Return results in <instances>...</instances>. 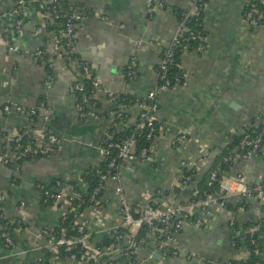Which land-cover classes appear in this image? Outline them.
I'll list each match as a JSON object with an SVG mask.
<instances>
[{
	"label": "crops",
	"instance_id": "obj_1",
	"mask_svg": "<svg viewBox=\"0 0 264 264\" xmlns=\"http://www.w3.org/2000/svg\"><path fill=\"white\" fill-rule=\"evenodd\" d=\"M70 1L81 16L76 21V50L99 80L102 88L99 94L122 91L139 98L156 89L155 65L177 27L172 8H188L187 0H167L168 6L153 14L147 12V0ZM250 2L206 0L203 8L207 32L205 51L182 53V84L156 91L159 107L155 116L163 132L154 147L155 161H123L119 181H111L106 187L108 205L81 213L80 219L90 220L87 228L94 233L95 243L120 221L114 192L116 183L123 187L129 200L144 204L150 195L162 189L171 191L180 183L182 162H198L207 152L209 155L198 165L195 179L180 183L179 194L171 197L175 204L188 202L196 182L220 147L233 134L241 133L243 125L259 120L264 114V26L246 25L244 8ZM13 6L14 0H0V197H5L0 217V264H31L41 258L46 248L43 238L38 236L39 230L55 227L62 212L59 207L42 201L36 184L62 179L68 186L71 181L84 190L83 170L102 161L100 138L105 120L78 117L71 92L74 72L61 56L58 58L51 52L47 61L52 60L54 75L44 86L48 72L45 60L40 63L35 58L42 45L41 37L34 30L45 26L47 19L36 6L25 2L19 14L22 26L17 31V17L10 14ZM7 38L16 49L14 53L7 51ZM131 60L136 64L135 76L126 81L123 69ZM41 96L46 103L39 110L47 119L38 118L36 127L38 130L50 127L58 142L48 157L24 160L12 169L2 158L12 160L8 140L26 122L27 115L15 107L6 112L3 105L10 102L27 109L37 107ZM103 101L104 107L109 105L105 98ZM125 109L128 121H133L139 112L138 106ZM178 135L184 136L180 142H176ZM228 174L231 179L239 176L247 186L263 179L264 147L259 155L236 162ZM224 182L227 185L228 181ZM212 197L220 198L216 194ZM223 199L231 205L242 201L239 195L231 194H225ZM21 202L24 208H20ZM245 203L244 210H230L215 201L206 214L200 215L198 225L185 222L174 240L180 248L194 254L189 258L163 257L154 244V237H150L152 243L139 254V262L223 264L242 260L248 255L247 248L242 241H234V237L243 235L241 226L246 223H249L247 231L257 233L264 258V210L256 197H249ZM3 218L11 227L14 225L7 231L11 245L2 240L1 233L6 231L1 223ZM230 218L238 223V230L230 227ZM150 251L156 256L149 258ZM51 261L52 264H84L69 258Z\"/></svg>",
	"mask_w": 264,
	"mask_h": 264
},
{
	"label": "built area",
	"instance_id": "obj_2",
	"mask_svg": "<svg viewBox=\"0 0 264 264\" xmlns=\"http://www.w3.org/2000/svg\"><path fill=\"white\" fill-rule=\"evenodd\" d=\"M56 0H45L38 3V11L42 14L43 17L47 19L50 17L52 19H58L60 16V10L56 7L55 4L51 6V13L48 12L47 15L43 12L45 3H53ZM25 4V0H14V6L11 8L10 14L16 16L15 28L17 31H20L22 26V20L19 17L21 8ZM167 4V0H147V12L148 14H153L157 10L164 9ZM188 8H186L187 15L185 16L188 19L190 16L196 17L199 14V10L204 8L203 0H187ZM68 17L64 24L63 36L66 37L67 43L66 46L69 48L71 45V40L76 38V21L80 19V14L76 11L71 14H66ZM244 18L246 25L249 28H255L257 26H264V0H254L253 3H250V6L244 12ZM34 32L41 37L42 47L36 51L35 58H44L47 54H51L60 58L59 50L60 48L57 45L56 36H54L52 31L47 30L45 26H38L35 28ZM9 38V37H8ZM7 38V51L9 53H14L16 51L15 47L10 43ZM196 41V47L193 50H188V47L191 42ZM167 51L163 59L158 60L159 72L158 78L162 82L160 87H156L154 90L147 92L142 98L144 101L138 103L140 119L136 123V130L138 133L144 132V137L148 141L147 146L139 147L136 149V134H131L120 140L117 144L111 142L114 130L108 129L110 122L113 118L120 119L122 122H126L124 118L127 119L128 112L125 109L124 105L120 106V110L116 112H111L110 116L106 119L104 117H99L92 110L95 106V99L99 94V80L94 79L92 81V89L89 91L86 100L91 101L90 107L92 109L85 110L84 105L75 100V109L77 110L78 117L82 120L87 118L104 121V126L102 123V132L100 140V152L102 158L108 153V150L105 147V143L108 147L116 146L118 152L114 158H112L108 164L105 172L100 174L99 184L92 190L89 194V203L90 206H86L82 211H78V207L81 203L84 202L82 193L78 190H75L72 185L68 186L66 182L61 180H56L52 185L37 183L36 187L40 191L41 196L43 197V202L50 203L55 207L62 209L61 215L59 218H65L66 214L73 213L75 220L72 221V228L76 229L77 235H65V228L60 227L59 221H57L56 226L60 229L59 234L54 231L53 228H42L38 232V236L42 237L45 243L46 248L53 252H65V258L74 259L80 261L84 264H141L139 261V254L149 247L150 237H154V244L156 245L157 250L170 251V257L183 255L189 258L193 253H189L188 249L180 248L176 244V235L180 233L185 222L193 221L198 225L200 221V215L206 214L208 209L212 206L213 202H217L220 206L227 207V204L223 197L225 194L239 195L242 199H248L253 196L256 197L259 201V204L263 208L262 204L264 202V179L259 180L253 186H247L243 183L242 179L237 176L235 179H231L228 175L223 176L219 181L218 191L215 193L207 194L205 197L188 200V202L183 203H172L171 197H161L160 199H154L153 195H150L148 202L144 204L132 202L126 196L123 191V187L116 183L114 186V192L118 199V214L120 216V221L112 227L110 231H107L101 240L95 243L92 238L93 234L88 230L87 225L90 223L88 219H80L82 212L88 208L94 209H103L108 205L109 199L105 196V190L108 184L111 181H119L120 170L122 168V163L125 160H153L155 161V145L157 140L160 138L163 128L157 124L155 113L159 107V103L156 98L157 90H169L174 86L179 85V77L175 76L172 82H170L167 77L168 68L174 63V51L176 48H180L183 52H197L202 53L206 48V36L201 35L199 32H195L191 28L187 27L184 20L177 22L176 30L171 38V41L167 45ZM74 48L71 49V52H74ZM50 57V56H49ZM62 58V57H61ZM70 64L74 65V60H69ZM49 68L52 67V60L46 61ZM92 74L91 67L89 65H83L81 67V74L83 76L90 77ZM130 72L128 73V75ZM48 76L44 79V85L48 84ZM82 83L77 82L73 86V91L82 90ZM72 92V95L76 96ZM121 92V91H119ZM119 92H107L104 97L106 102L113 104L117 101V93ZM141 98V97H139ZM18 110L19 112L25 113L27 115L26 122L20 127L18 132L9 138L8 141L13 142V147L11 146V151L13 152L12 160H9L6 157L2 159L7 162H13L15 159L22 158L33 152H37L45 157H48L53 148L58 142L57 135L50 128H45L44 130H38L36 123L38 118H46L41 114V110L44 109V101H40L37 107L25 108L24 106H14L12 103L7 102L3 105V110L8 112L12 108ZM41 109V110H39ZM138 114V115H139ZM129 118V117H128ZM261 121V119H259ZM257 120V121H259ZM257 121L254 125L257 124ZM118 129V128H117ZM264 137V127L252 135L245 134L244 137L240 140L238 146H243L250 144L252 146L251 151H247L246 154L234 156H226L223 158L226 162L236 161L237 157L240 156L241 161L247 159L248 157L255 154V149L258 147L260 141ZM184 139L183 135H178L176 137V142H180ZM9 144V142H8ZM237 147L234 149V151ZM209 155L207 152L202 154V157L198 162H182L180 166L190 165L191 168L197 170L200 162ZM237 162V161H236ZM235 162V163H236ZM188 165V166H189ZM99 166V165H96ZM84 183L85 180L82 177ZM180 180L182 184H186L190 180V176L183 175L181 173ZM184 180V181H183ZM216 180V170L211 172L208 184H211L212 181ZM228 181L225 185L224 181ZM180 184V183H179ZM178 183L176 185H179ZM77 185V184H76ZM80 188V187H79ZM87 185L85 183V189H79L85 191ZM195 192L194 194H196ZM216 194L220 196L219 199L214 200L213 195ZM253 194V195H252ZM5 201V197H0V203ZM20 208H24V203L21 202ZM246 207L243 204H240L237 209L244 210ZM194 216L195 219L191 220L189 217ZM0 217L1 214H0ZM60 220V219H58ZM230 227L232 229L235 227V221L230 218L229 220ZM140 230H145V236H140L136 241L135 237L139 234ZM250 237V243L254 245L253 253L256 256L260 255V250L257 246V242L254 231H247ZM2 240L6 245L12 244V239L10 234L7 231L1 233ZM172 242L173 244H169ZM234 244V243H233ZM194 255V254H193ZM149 258L156 256L152 251L148 254ZM158 257H160L158 255ZM32 264V263H31ZM258 264V263H256Z\"/></svg>",
	"mask_w": 264,
	"mask_h": 264
},
{
	"label": "trees",
	"instance_id": "obj_3",
	"mask_svg": "<svg viewBox=\"0 0 264 264\" xmlns=\"http://www.w3.org/2000/svg\"><path fill=\"white\" fill-rule=\"evenodd\" d=\"M45 0H25L26 4L30 3L36 7H38V3L42 2ZM254 0H251L250 3H253ZM203 3L205 5L206 0H203ZM250 3L247 4L244 8V12L246 11V9L250 6ZM55 4L56 7L60 10V16L58 19H52L50 17H47V23L45 24V28H47V30L52 31L54 36H56V40H57V45L60 48L59 53L62 57V59L64 60V62L66 63V65L68 66V68H71L74 72L75 75V80L72 82L71 85V92H74L73 86L75 83L80 82L82 83V90L80 91H75L74 94H76L75 96V100L81 102L84 105L85 110H89L92 109V107H90L91 105V101L86 100V97L89 93V91L92 89V81L94 79H97L95 76L94 71L91 69L92 74L90 77L87 76H83L80 75L81 74V67L83 65H89L88 62L84 61L81 59V55L79 54V52L76 50V38H73L71 40L70 43V47L67 48L66 43H67V39L66 37L63 36V31H64V24L66 22L67 19V15L66 14H71L72 12L75 11V6L72 4V2L70 0H56L53 3H45L44 5V9L43 12L45 13V15L49 13H51V6ZM168 6V4H166L165 8ZM173 9V13L176 17V22H180L182 20H184L186 22L187 27L191 28L192 30H194L195 32H199L201 35L206 36L207 32L205 30L204 27V15H203V9L199 10V14L196 17L190 16L188 19L185 18V16L187 15V11L184 8H172ZM264 24V22H262ZM76 32V30H75ZM196 47V41H192L188 47V50H193ZM74 48V52H71V49ZM167 46H165L162 50L161 56L159 58L163 59L165 56V53L167 51ZM184 53L182 49L180 48H176L174 51V63L168 68L167 70V77L169 78L170 82L173 81V79L175 78V76L179 77V82L178 84H182L184 76H183V70L180 64V55ZM47 58H49V54H47L46 57L44 58H39V62L43 63V61L45 60V62L47 61ZM69 60H74V65L70 64ZM135 61L131 60L130 62H128V64H126V66H124L123 69V75H124V79L126 81H130L132 79L133 76H135ZM45 68L47 70V75L48 76V81H50V79L53 78V71L51 68L48 67L47 63H45ZM130 72V74L128 75V73ZM158 72H159V65L158 63H156L155 65V73H156V79H155V85L156 87H160L162 82L159 80L158 78ZM52 77V78H51ZM48 85V84H47ZM47 85H44L45 87ZM102 88L99 86V90H101ZM107 93V92H106ZM106 93H100L98 95V97L95 99V106L92 109L96 115H98L99 117H104V118H108L110 116L111 112H116L118 110H120V106L124 105L125 108H130L132 106H136L138 105V103H142L144 101V99L141 98H136L134 97L132 94L128 93V92H119L117 93V101L113 104H109L108 106L104 107L103 103H104V97L106 96ZM39 101H44V103H46V101L44 100V96L40 97ZM39 104V103H38ZM139 114V112H138ZM133 120V121H128L129 120V116L126 118H124V120L126 122H122L120 121V119L117 118H113L112 121L109 123L110 125L108 127V129L111 130H116L113 133V136L111 138V142L114 144H117L118 142H120L121 139L131 135V134H136V138H137V142H136V149L138 150L139 147H143V146H147L148 145V141L145 139L144 137V132L143 133H138V131L136 130V123L139 121L140 119V114ZM262 120L257 121V124L254 125V121H256V119H253L250 123L243 125L241 128L242 130L241 133H237V134H233L232 137H230L229 142L226 145H223L222 147H220L219 151L213 156L212 160H211V164L210 166L207 167V169L205 170L204 174L201 176V178L196 182V186L193 189L194 191L190 194L189 196V200H196L202 197H205L207 194L210 193H215L218 191L219 188V181L222 179L223 176L226 175V173L229 172L230 168L235 164V162L237 161H241V157L238 156L236 161L233 162H226L223 160L224 157L226 156H234L235 154L238 155H242V154H246L247 151H251L252 146L250 144L247 145H243V146H238L240 140L244 137L245 134H248L252 137L253 134H255L256 132H258L259 130H261L264 127V114L259 116V119ZM105 123V122H104ZM158 124V123H157ZM159 125V124H158ZM50 128V127H48ZM118 128V129H117ZM11 146L13 147V142L9 141V148H11ZM105 147L108 150V153L102 158L101 163L99 164V166H88L86 169L83 170L82 172V177L85 180V183L87 185V189L85 191H81L79 190L80 188L78 187V185H76L74 182L69 181L68 183L72 185V187L75 190H78L82 193V196L84 198V202L81 203L78 207V211H82L86 206H90L91 204L89 203L88 199H89V194L92 192V190L99 184V179H100V174L102 172H105L106 168H107V164L108 162L114 158L118 152V148L116 146L113 147H108L105 143ZM237 147V149L234 151V149ZM264 147V137L262 138V141H260L258 147L255 149V154H260L261 153V149ZM2 150L4 151L5 148L4 146H2ZM44 157L43 155L37 153V152H33L31 154H28L22 158L19 159H15L13 162H7V166H9L10 168H14L17 167L20 163H22L24 160H32V159H40ZM181 172L183 175H187L190 176V181L195 179V174H196V170L195 168H191L188 166H181ZM213 170H216V180L212 181L211 184H208L209 182V178L211 175V172ZM264 179V178H263ZM56 180H61L62 179H55L53 180L49 185H52L53 183L56 182ZM184 181V180H183ZM179 182L181 183L182 180H179ZM254 184H251L250 186H253ZM180 192V186L179 185H174L170 190H166V189H162L161 192H156L153 195L154 199L157 198H161V197H175L179 194ZM195 192H197L196 194H194ZM253 195V194H252ZM42 197V196H41ZM42 201H43V197H42ZM246 199L244 200L242 198V201H240L238 204L236 205H231V204H227V208H229L230 210H234L236 209L240 204H243L246 206L245 203ZM3 203H0V214H1V209H3ZM45 203V202H44ZM49 204L50 203H46ZM263 206V210H264V202L262 204ZM65 218H59V224L60 227L65 228V235H77L76 229L72 228V221L75 220V216L73 215V213L70 214H66ZM191 220H194L195 217L194 216H190L189 217ZM8 220H5L4 218L1 219V223L4 227V230L6 231H10V229L14 226L12 224V227L10 225L9 222H7ZM236 224V222H235ZM238 224V223H237ZM237 224L235 225V227L233 226V228L235 229ZM11 227V228H10ZM242 230H243V235L240 236H236L234 237V241H242L243 243H245V246L247 248L248 251V255L246 256V258L244 259H240V260H232L228 263H223V264H264V258H263V253H262V248H261V244L259 242V238L257 233L255 232V239L257 242V246L260 250V255L256 256L253 253V249H254V245H252L250 243V237L249 234L245 231L248 230L249 228V223L243 224ZM238 230V228H236ZM59 230V231H58ZM54 231H58L57 234H59L60 229H58V227H54ZM146 231L145 230H140L139 234L135 237V240L137 241L139 239L140 236H145ZM238 244V243H237ZM236 245V242H235ZM161 253L164 256H170V251H166V250H161ZM65 252H53L51 250H49L48 248H44L42 250V254H41V258L35 262H33L32 264H52V259L53 258H57L62 259L65 258Z\"/></svg>",
	"mask_w": 264,
	"mask_h": 264
},
{
	"label": "water",
	"instance_id": "obj_4",
	"mask_svg": "<svg viewBox=\"0 0 264 264\" xmlns=\"http://www.w3.org/2000/svg\"><path fill=\"white\" fill-rule=\"evenodd\" d=\"M226 175H229L228 173H226ZM20 250H19V248H17V250H16V252H19Z\"/></svg>",
	"mask_w": 264,
	"mask_h": 264
}]
</instances>
